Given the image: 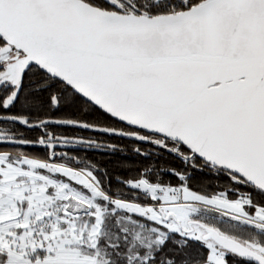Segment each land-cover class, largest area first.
I'll list each match as a JSON object with an SVG mask.
<instances>
[{"label":"snow or ice","instance_id":"6c2138e0","mask_svg":"<svg viewBox=\"0 0 264 264\" xmlns=\"http://www.w3.org/2000/svg\"><path fill=\"white\" fill-rule=\"evenodd\" d=\"M0 264H264V0H0Z\"/></svg>","mask_w":264,"mask_h":264},{"label":"trees","instance_id":"16d2710c","mask_svg":"<svg viewBox=\"0 0 264 264\" xmlns=\"http://www.w3.org/2000/svg\"><path fill=\"white\" fill-rule=\"evenodd\" d=\"M33 135H35V133H32ZM83 135L87 136V135H90V133H87V132H84ZM121 143H124V144H128L129 142L128 141H121ZM91 155H96L95 153H92ZM119 157H113V159H118ZM125 175H127V173H125Z\"/></svg>","mask_w":264,"mask_h":264}]
</instances>
